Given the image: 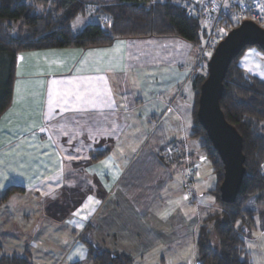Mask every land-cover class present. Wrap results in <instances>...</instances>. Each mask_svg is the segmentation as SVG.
I'll return each mask as SVG.
<instances>
[{"label": "crops", "instance_id": "obj_1", "mask_svg": "<svg viewBox=\"0 0 264 264\" xmlns=\"http://www.w3.org/2000/svg\"><path fill=\"white\" fill-rule=\"evenodd\" d=\"M197 56L192 44L176 37L20 53L11 104L0 116V175L8 177L0 180L6 184L0 209H12V199H19L21 210L39 211L37 225H64L79 241L85 236L102 250L129 256L132 264H146L141 260L148 257L166 264L181 259L183 247L196 253L199 223L218 209L209 198L214 175L191 137ZM237 66L245 78L264 82L261 50L245 49ZM77 85L110 92L111 102L77 104L70 98L64 104L60 98ZM69 153L79 159H65ZM9 187L19 191L2 199ZM85 204L80 216L73 215ZM3 218L12 224L10 213Z\"/></svg>", "mask_w": 264, "mask_h": 264}, {"label": "trees", "instance_id": "obj_2", "mask_svg": "<svg viewBox=\"0 0 264 264\" xmlns=\"http://www.w3.org/2000/svg\"><path fill=\"white\" fill-rule=\"evenodd\" d=\"M188 0H54L51 8L46 0H0V116L9 108L17 56L23 52L46 49L109 47L118 39L145 37H176L199 49L205 34L198 19L182 8ZM99 5V10H95ZM44 8L45 11L37 9ZM107 17L112 27L87 24L73 32L71 23L77 15ZM264 28V26H261ZM232 60L224 80L219 101L226 122L242 139L244 175L234 203L220 200L219 186L223 166L197 122L199 88L207 68L197 73L193 88L196 103L191 137L200 144L211 165L216 185L209 193L215 198L217 210L208 212L196 232L197 264H251L245 238L254 232H264V82L245 78L237 61ZM260 51L258 47H254ZM102 154V153H98ZM9 187L2 199L18 192ZM1 200V199H0ZM236 222L240 227H236ZM91 264H132L124 254L107 252L84 240ZM0 264H30L26 257L0 256ZM70 264H80L73 262Z\"/></svg>", "mask_w": 264, "mask_h": 264}, {"label": "water", "instance_id": "obj_3", "mask_svg": "<svg viewBox=\"0 0 264 264\" xmlns=\"http://www.w3.org/2000/svg\"><path fill=\"white\" fill-rule=\"evenodd\" d=\"M246 47H258L264 52V28L250 20L241 22L229 31L214 48L197 100V122L223 166L219 195L226 204L234 203L238 194L244 175V156L241 136L226 122L219 101L226 71L232 60Z\"/></svg>", "mask_w": 264, "mask_h": 264}, {"label": "rangeland", "instance_id": "obj_4", "mask_svg": "<svg viewBox=\"0 0 264 264\" xmlns=\"http://www.w3.org/2000/svg\"><path fill=\"white\" fill-rule=\"evenodd\" d=\"M89 12L81 16L85 19V23L76 29L72 28L73 32L80 31L87 24H99L103 21V17L94 16L92 13L89 17ZM207 62L208 60H202L200 65L206 67ZM205 165L211 173L209 161H206ZM12 200L11 204L15 207L0 209V256L12 254L25 256L30 264H70L75 261L80 264H91L87 249L82 243L87 237L84 236L83 241H79V236H75L70 228L64 225L58 226L49 220H42L40 225H37L39 211L21 210L18 207L21 200L16 198ZM189 200H192V197ZM26 212L31 214L29 219L22 216ZM5 213L12 215V224L5 222L3 218ZM250 237L252 238L245 239V242L251 263L264 264V234L254 232ZM182 251L181 259H166V264H169V260L174 263L177 261L176 264H194L196 253H191L188 247H183ZM79 252H83V259L79 257ZM155 260V257H148L141 261L146 264H155Z\"/></svg>", "mask_w": 264, "mask_h": 264}, {"label": "built area", "instance_id": "obj_5", "mask_svg": "<svg viewBox=\"0 0 264 264\" xmlns=\"http://www.w3.org/2000/svg\"><path fill=\"white\" fill-rule=\"evenodd\" d=\"M189 3L182 4V8L198 19L199 25L205 37L198 50V63L208 60L206 55H202L200 49L211 50L213 52L216 45L225 37L218 35L217 27L225 29L226 34L238 26L241 22L250 20L259 26H264V0H188ZM225 3L228 7H225ZM238 17L239 22L231 19ZM207 25V29L203 27ZM211 31V35L208 31ZM207 42V43H205ZM187 189L192 185L190 177L193 170L187 171ZM187 195L191 193L187 191ZM197 264V263H196Z\"/></svg>", "mask_w": 264, "mask_h": 264}, {"label": "snow or ice", "instance_id": "obj_6", "mask_svg": "<svg viewBox=\"0 0 264 264\" xmlns=\"http://www.w3.org/2000/svg\"><path fill=\"white\" fill-rule=\"evenodd\" d=\"M157 2H159V0H157ZM197 2H199V0H197ZM46 3L48 4V7L51 8L54 4V0H46ZM225 7H228V4L225 3L224 5ZM39 11H45L44 8H39L37 9ZM95 10H99V5L96 6ZM89 17H91V12H89ZM231 19L235 20L237 23L239 22V18L238 17H232ZM99 22V21H98ZM85 23V19L82 18L81 16L77 15L75 17L74 22L71 25V28L76 29L78 28V26L83 25ZM103 25L105 28H110L113 25V22L111 20H109L107 17L103 18ZM203 27L205 29H207V25H203ZM217 33L218 35H226L225 29H221L217 27ZM208 34L211 35V31H208ZM207 43V42H205ZM200 52L202 55H206L209 59H211L213 57V52L211 50H205L203 48L200 49ZM89 55H91L92 53H88ZM249 55H251V53H249ZM22 59V57H21ZM101 79H103V77H101ZM53 83H56V81H53ZM69 84H72V81L68 82ZM70 98H74L75 102L77 104H93L95 105L96 103H110L111 102V95L110 92H105L103 90L100 89H96V88H90V87H85L82 88L79 85H77L74 89H72L70 92H66L64 93V95L60 98V100L64 103V104H68L69 99ZM60 101H57V103H59ZM51 102H50V111H51ZM168 111H171V109H167ZM188 127H192L191 123H188ZM107 131V130H106ZM69 143H71V140L68 141ZM45 147H47L45 145ZM132 151H136L135 147H132ZM168 151L170 152L171 149H168ZM65 159L67 160H76L79 159V157L77 156H73L71 153H69ZM202 160H207V157H201ZM199 167V166H197ZM21 175H23V173H21ZM8 177L4 176V175H0V180H7ZM116 180L119 179V176L115 177ZM6 187L5 183H0V190L4 189ZM105 187H108L107 185H105ZM211 187V185L209 186ZM109 192L111 191V189H108ZM212 200V203L215 204V199L213 197H209ZM94 198L92 196H88V200L92 201ZM183 199H187V196L183 197ZM95 203L96 204H100L101 201L99 199H95ZM179 203V202H177ZM84 208H87V204L83 205V207L79 210H77L76 212L73 213V215H77L80 216L81 212L84 210ZM194 211V210H193ZM162 218H166L167 216V212L161 214ZM82 219H87L86 216L82 217ZM69 223H73V221H69ZM236 227L239 228L240 227V223L236 222ZM79 257L81 259L84 258L83 256V252H79L78 253Z\"/></svg>", "mask_w": 264, "mask_h": 264}]
</instances>
